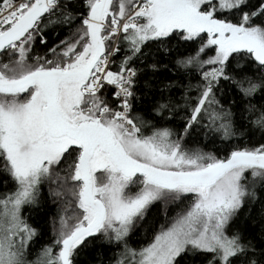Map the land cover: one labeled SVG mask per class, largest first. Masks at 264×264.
<instances>
[{"label":"snow or ice","instance_id":"snow-or-ice-1","mask_svg":"<svg viewBox=\"0 0 264 264\" xmlns=\"http://www.w3.org/2000/svg\"><path fill=\"white\" fill-rule=\"evenodd\" d=\"M194 261L264 264V0H0V264Z\"/></svg>","mask_w":264,"mask_h":264},{"label":"trees","instance_id":"trees-1","mask_svg":"<svg viewBox=\"0 0 264 264\" xmlns=\"http://www.w3.org/2000/svg\"><path fill=\"white\" fill-rule=\"evenodd\" d=\"M193 141L195 142H189V147H200L203 148L205 151H212L216 152L218 155L223 156L224 153L222 151H218V148L222 147L221 145H212L211 143L204 142L198 135L193 137ZM54 187V186H53ZM48 193V186L44 185L42 188V194L47 197V202L43 205L41 208H33L30 210L29 213H26V215L29 218V222L33 224L34 227H41L44 230V240L43 242H46L51 237V230L49 228V222L51 219V216L48 214L55 213L57 209V205L51 203V197L47 196ZM172 207H169V211H172ZM254 207V215L258 212V205L253 206ZM163 206L158 204H155L152 206V209H150V214L148 217H146L145 221L141 226L137 229L138 234H143L145 229H149L152 225L156 223L157 220H162V213ZM193 264H198V261H194Z\"/></svg>","mask_w":264,"mask_h":264}]
</instances>
